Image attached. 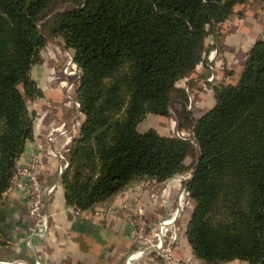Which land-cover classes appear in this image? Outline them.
I'll return each instance as SVG.
<instances>
[{
    "label": "trees",
    "instance_id": "obj_1",
    "mask_svg": "<svg viewBox=\"0 0 264 264\" xmlns=\"http://www.w3.org/2000/svg\"><path fill=\"white\" fill-rule=\"evenodd\" d=\"M248 1L0 0V245L10 240L4 196L33 138L27 101L43 97L31 73L48 41L62 37L81 70L86 116L61 177L67 205L92 210L136 182L192 169L194 256L264 264V39L236 85L214 87L216 105L204 115L188 112L186 86L207 68L221 25ZM150 114L174 115L191 137L140 133Z\"/></svg>",
    "mask_w": 264,
    "mask_h": 264
},
{
    "label": "crops",
    "instance_id": "obj_2",
    "mask_svg": "<svg viewBox=\"0 0 264 264\" xmlns=\"http://www.w3.org/2000/svg\"><path fill=\"white\" fill-rule=\"evenodd\" d=\"M248 3L250 5L245 6L244 14H238L240 12L238 7L241 5L235 8V14L221 25L219 35L213 42L211 52L219 50L220 67L217 69V74L224 86L236 85L239 82L251 49L259 40L264 39V1L250 0ZM54 39H50L47 47L43 49L47 53H50V47L57 49L54 44L59 43H54ZM63 43L65 44L64 40ZM73 56V50H68L63 61ZM209 75L207 68H199L186 79V86L194 98L196 104L194 110H197L198 117L212 110L216 105L214 89L206 81ZM31 76L42 90L43 97L27 101L30 112L34 115L33 138L26 143L18 162L27 165L33 155L39 154L42 161L40 180L45 184H57L45 207V211L50 215L51 232L48 239L35 241L32 251L27 248L25 242L33 230L34 220L30 215L24 192L11 186L5 193L3 207L7 219L3 230L10 240L5 245H0V256L9 250L13 252L11 256L22 257L16 260L0 257V261H28L29 256L35 255L37 259L35 262L40 264H127L128 261L130 264H164L150 252L139 255L138 250L142 248V244L136 238V228L127 222L128 213L116 208L127 199L124 197V192L140 188L143 181L130 185L122 193L96 205L92 210H79V215L68 211L69 207L73 206H68L65 201V191L59 177L62 161L58 159V155H67L74 139L80 134L86 116L79 108H73L71 103L64 100V92L60 84L57 82L52 84V72L48 73L42 63L34 66ZM68 77L71 84L69 90H71L76 76ZM151 119L162 121V127H166L164 134L175 132L177 128V121L173 117L165 118L150 114L138 125L140 133L147 132H141L140 127ZM62 130L67 133L60 134ZM50 137H53L52 142L47 141ZM173 180L174 178L169 179L155 187L154 191L166 200L163 208H159L151 200L152 188L143 194L141 204L150 225L157 224L175 208L181 192L178 183ZM188 204L190 206L191 203L186 205ZM112 208L118 209L117 215L120 216L121 221L113 218ZM193 212L194 206L185 208L179 220L185 231L181 242L174 250L180 264H206L194 256L186 237ZM221 264L248 263L233 261Z\"/></svg>",
    "mask_w": 264,
    "mask_h": 264
},
{
    "label": "built area",
    "instance_id": "obj_3",
    "mask_svg": "<svg viewBox=\"0 0 264 264\" xmlns=\"http://www.w3.org/2000/svg\"><path fill=\"white\" fill-rule=\"evenodd\" d=\"M219 60L220 53L218 49L213 50L208 56L207 69L211 76L207 82L214 87L224 85L220 77L216 75V69H218V63L220 62ZM64 73L68 76L74 75L80 80L81 70L75 63L74 56L69 58ZM187 94L189 96L188 110L192 111L195 106L194 98L188 88ZM74 102L80 109L79 101ZM66 133L65 130L60 132V134ZM191 135L192 132L190 130L188 132L182 131L181 133H177V136L182 138H190ZM52 138L53 137L48 138L47 141L52 142ZM58 159L62 161V165L59 168V177L61 178L69 167V163L64 154H59ZM41 168L42 161L39 154L33 155L27 165L17 162L16 172L12 181L13 187L24 192L26 201L29 205L30 215L34 220L33 230L25 242V245L30 251L34 249L35 241H43L50 236V215L45 211V207L49 197L57 188V184H45L40 180ZM191 177L192 173L180 174L175 176L173 181L179 184L181 183L182 185ZM159 184L160 182L156 180L143 181L140 188L134 191L128 190L124 192V197L127 199H125L123 203L121 202L118 204L119 206L116 208L126 211L128 213L126 217L127 222L136 228V238L142 244V248L138 250L139 255L150 252L161 259L164 264H180L181 262L174 253V250L181 242L182 236L185 235V231L179 223L184 208L183 193L178 195L177 207H175L167 217L160 219L157 224L154 225L148 223L144 207L141 204V198L145 191L152 188L151 200H153L159 208H163L166 205V200L154 191L155 187ZM184 192L188 195L186 188ZM116 208H112L111 214L114 219L121 221L120 216L117 215L118 209ZM68 211L75 215L80 214V211L75 207H69ZM130 258L133 259V257ZM127 264H130V262L128 261Z\"/></svg>",
    "mask_w": 264,
    "mask_h": 264
},
{
    "label": "rangeland",
    "instance_id": "obj_4",
    "mask_svg": "<svg viewBox=\"0 0 264 264\" xmlns=\"http://www.w3.org/2000/svg\"><path fill=\"white\" fill-rule=\"evenodd\" d=\"M249 5H250L249 3L248 4L245 3V4L241 5V6L239 5L240 7H238V8H239L241 13L239 12L238 14H244V12H246V10L244 9L245 6H249ZM55 39H54L53 42L54 43L55 42L59 43L58 45L54 44L55 47L57 46L56 47L57 49H54V48L50 47L52 49V51L50 49V53H47V51L43 50L42 53H41V57H40V63H42V65L46 67V70H47L48 73H50V71L52 72V76H51L52 84L56 83V82L60 84V86H61V88H62V90L64 92V95H63L64 100H66L67 102L71 103L73 108H75V107L78 108L74 101H79L78 97H77V90H78V86H79L80 80L76 77V80H74V82H73V89L69 90V87L71 86V84L69 82V79H68L69 77H68V75H65V73H64V70H65V67L67 65V62H68L69 58H68L67 61H63V60L65 59L64 56L67 54V51L68 50L70 51V49H67L65 47V44L63 43L64 39L62 40L61 37H57ZM219 67H220V62L218 63V68ZM49 68H50V71H49ZM216 75H218L217 74V69H216ZM210 76L211 75H209V77ZM209 77L206 79V81H208ZM209 85L212 86L211 84H209ZM212 87L214 89V86H212ZM194 104H195V102H194ZM194 109H196L195 106H194L192 112H193L194 115H196L198 117L197 110H194ZM188 112H189V110H188ZM172 117L174 119L176 118L174 115H172ZM192 120H194V119L192 118ZM165 129H166V127H162V121H156L154 119H151L150 121L145 122L144 125H142L140 127V131L141 132H146V131H149V130H155L156 132L159 131L158 133H160V134H162L164 136H173V137H177V138H178L177 133H181L182 131H187L188 132L189 130L192 132V128L191 129L189 128V129H185V130H183V129L180 130L178 128V123H177V128L175 129V132H169V133L164 134V131L166 132ZM188 162L193 164L194 163V159L192 157H190L188 159ZM186 173L187 174L188 173H192V169L188 170L184 174H186ZM185 188H186L185 183H183L182 185H181V183L180 184L178 183V189L180 190L181 193H183V203H184L183 211H184L185 208H191L192 206H194V208H195V205H196L194 199H192L189 195L185 194V192H184ZM187 203H191L190 206H189V204L186 205ZM175 207H177V204H176ZM11 254H13V252L7 250L4 253H2L0 257L4 258V259H8V260L21 259V257H22L21 255H17V256H13L12 255L11 256ZM28 261H31L30 264L35 263V261H37L36 256L35 255H33V256L31 255V257L29 256L28 257Z\"/></svg>",
    "mask_w": 264,
    "mask_h": 264
},
{
    "label": "water",
    "instance_id": "obj_5",
    "mask_svg": "<svg viewBox=\"0 0 264 264\" xmlns=\"http://www.w3.org/2000/svg\"><path fill=\"white\" fill-rule=\"evenodd\" d=\"M0 264H30V262L24 261V260L10 261V262H1L0 261ZM33 264H38V262H35Z\"/></svg>",
    "mask_w": 264,
    "mask_h": 264
}]
</instances>
